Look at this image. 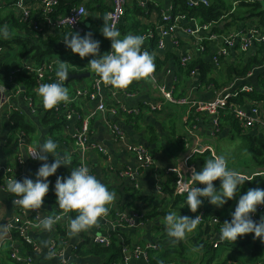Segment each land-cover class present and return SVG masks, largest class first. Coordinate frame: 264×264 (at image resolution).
Returning a JSON list of instances; mask_svg holds the SVG:
<instances>
[{
  "label": "crops",
  "instance_id": "0c3cea01",
  "mask_svg": "<svg viewBox=\"0 0 264 264\" xmlns=\"http://www.w3.org/2000/svg\"><path fill=\"white\" fill-rule=\"evenodd\" d=\"M14 1L15 0H0V24L6 25L9 28L11 34L10 38L15 35L25 36V31L16 30L13 26H11V23L8 20L10 16L17 20V14L13 6ZM63 1L65 3V11L62 14L67 13L72 6L74 7L80 2H84L85 5H87V3H91V8H87V14L83 19V26L85 30L84 34L91 32L93 39L100 42L101 55L108 52L109 45L107 39L101 34L100 29L103 25L102 17L105 14H108L111 10V0ZM140 2L146 3L147 5L156 4L158 7L154 6L155 8H160V10L164 11L169 10L171 6L173 7V0H140ZM31 3L33 4L35 14L38 13L39 0H32ZM135 4L141 7L136 0H128L125 11L128 10L129 14L133 13ZM141 8L144 12H146L143 7ZM153 11L158 10L154 9ZM135 21L140 24L139 26H145L149 29L152 28L150 17L148 18L144 15H134L131 23L128 24L126 22L125 24L130 27ZM246 23L245 27L240 25L239 28L237 26L225 28V25L222 24L221 30H223L226 34L232 31H237L241 28L244 30V28L251 25H257L258 28L261 25L259 19L255 17L247 20ZM126 34L136 35L133 30L128 31ZM217 34L220 35L221 32L217 31ZM180 35L181 49L186 53L189 52L193 54L196 60L199 59L201 63L209 65L212 69V74L217 79V82L220 83L219 87L214 84H209L207 86L203 85L201 80H199L200 73H198L195 78H190L184 73L181 65L179 64L178 51L176 50V47L172 45L170 37L165 40L166 47L163 50L156 49V43L154 44V42L150 40H144L142 50H146L150 54L159 58L158 66L160 69H158L159 72L157 77L166 88H171L174 81L178 82L177 91H175L177 97L178 95L187 96L192 101L211 100L216 96L215 92L217 90H220L224 86L230 84L229 82L223 83L221 80L220 72L223 71V67H221V65L216 67L212 61L213 53L217 51L220 46H222V43L219 41H205L203 43L205 50L201 52L199 50L198 43L194 38L185 34ZM26 49L28 48H24L23 53ZM54 49L65 50L68 48L57 44L54 46ZM10 50L11 49H3V55L0 57V84L3 83L2 77L4 76L6 68H8V64L13 61V55L9 53ZM241 52L242 51H240L239 48L237 49V47L232 48L229 50L228 56H225L224 59H227L226 61H230L232 63H237L236 57ZM17 57L19 60L22 59L23 61H35L32 54L18 55ZM85 58L90 60L93 57L89 55ZM67 68L68 70L75 72V74H89V77H86L88 79L83 78L86 80L81 79L83 81L79 80L81 82L76 85L74 84L71 86V81L64 84L68 89L69 99L72 100L74 90L88 85L95 77H97V75L90 71L87 64L81 66H67ZM259 72H261L260 69H255L253 76L244 79L240 84L253 85L257 92L264 94V91H262L263 88L258 82ZM124 90H126V94L121 92L118 97L121 102L129 108L141 106L145 101L152 103L162 101V96L160 95L157 84L152 79L134 80ZM72 102V105L85 115L94 111L97 106L96 101L91 102L84 98L75 99ZM35 103L40 106V98L37 96ZM12 105L15 107V112L20 115L23 114L27 124L33 127V132L25 137V147L28 144L35 147L45 138H50L57 143V152L61 154L67 152L71 156V164L69 167L62 165L57 169L55 174L48 177L49 191L43 198V203L39 211L43 215L53 216L58 212L63 211L58 208L56 203V195L54 192L56 177L69 176L71 168L76 167L77 164L75 162L78 163L79 161V145L74 138L76 121H65L62 117L57 116V118L64 122L60 125H46L44 122V115L38 111L32 113L25 101V98L21 95L13 96ZM3 111V132L0 134V164L2 166L11 164L14 167V159L17 156L22 155L24 158L22 153L23 146L18 145L14 139L10 137V114L12 113V110L5 107ZM226 114L227 112H222L220 125L224 122L222 117H226ZM113 123L117 124L124 134V140L119 143L117 142L119 140L115 138L109 127V125ZM90 127L91 133L89 135V140L93 143H99L101 146L107 148L111 155V160H107V158L97 150L89 152L86 155V159L90 166L91 173L94 174L98 180L104 183L106 187L115 194V196L113 201L107 206V214L98 218V222L95 225L90 226L75 236L70 237L67 234L68 240L62 247L66 264H105L108 259L106 256L80 257L74 252L76 245L83 241L84 238L91 239L95 235H109L116 243L119 245L125 244L128 248L142 245L145 246L146 244L151 243H157L159 246L173 244L172 239L165 235L166 231L163 224L164 214L159 213L157 215L147 217L144 225L134 230L125 227L114 228L111 225L114 211L134 210L147 216L146 213H150L156 205H161L160 201L162 199H169L167 194H165L164 198H159L156 194V175H159L162 183L166 182V180L170 178L171 174L174 173L173 171L180 164H183L188 156H190V158L192 157L190 163L195 166V170L199 171L204 166L203 161L205 159L201 153H193L194 150H196L199 146H205L207 144L214 148L213 144L217 143L220 138H222V140H226L225 138L236 130L235 128H231L226 123L224 124L223 129L219 127V130L216 131L210 116L204 113L196 112L189 104L179 105L170 102H165L163 109L159 112H144L139 119L113 116L109 113V111L98 113L91 120ZM231 137L233 138V136ZM128 145L144 146L155 160V164L148 168H144L141 175H139V177L135 180L127 178L121 174L122 170L127 167H133L135 163L134 153L128 150ZM214 153H216V151H214ZM53 160L54 157L49 154L48 162L51 163ZM41 163L43 162L39 160L32 161L28 159L21 168H14V176L19 181H22L25 177H29L35 181V172ZM241 173L246 174L243 172ZM251 181L248 180V182ZM2 186L3 183L0 179V224H7V222L18 212L19 209L20 211L24 210L27 212L32 210L23 209L18 205H14L13 201L15 197L13 194L7 192L6 188H3ZM200 199L202 200V204L198 207L196 212H192L189 209V217L196 216L199 210L205 207L207 203L206 198L201 197ZM233 201L234 199L231 204ZM230 206L217 207L214 205V209L231 216V213L235 208L231 211L228 209ZM261 215H264V213ZM68 220L65 222L67 233ZM200 231L201 230L196 228L193 232L188 233L186 235V240L190 242ZM219 232L215 234L213 242L217 238ZM55 233L56 225L54 224L50 230H43L40 227L29 230L30 236L39 245V251L33 254L34 264H61L60 259L53 257L48 251L49 245L55 237ZM7 237L8 234L4 237H0V240L3 242L0 247V264H13L12 261L9 260V248L11 243L8 241L4 242ZM126 241L129 243H126ZM237 242L238 240L236 239L234 244ZM230 243H232V241ZM12 244L23 252L28 251V248H26L20 241L15 240ZM217 248L218 249L216 251H209L206 254L198 253V256L197 253H195L196 257L194 262H196L194 264L221 263L233 252L232 247H226L221 250V245H219ZM119 264H122V261L119 262ZM130 264H149V262L147 263L144 259H138L131 260ZM226 264L237 263L230 260Z\"/></svg>",
  "mask_w": 264,
  "mask_h": 264
},
{
  "label": "built area",
  "instance_id": "2783aa9c",
  "mask_svg": "<svg viewBox=\"0 0 264 264\" xmlns=\"http://www.w3.org/2000/svg\"><path fill=\"white\" fill-rule=\"evenodd\" d=\"M85 1V0H81ZM186 5L190 9H195L201 6H209L210 0H185ZM251 2L255 0H249ZM32 0H15L13 3L14 10L16 11L17 18L19 22L27 24L31 30L45 34V36L52 35L55 32H60L62 30H70L75 33L84 35L83 19L87 14V8L84 2H80L76 6H72L65 14H56L57 9L60 4V0H39V12L35 14ZM136 2L143 7L146 12H148V6L146 3L136 0ZM127 0H111V10L108 14L111 15V23L118 29L121 25L123 18L125 16ZM237 3L235 2V5ZM155 7H158L156 4ZM83 8L84 12L82 14L78 13V10ZM152 28L149 29L142 36L144 40L153 41L156 43V49H165V40L170 37L172 40V45L176 47L179 55V64L181 67L185 68L193 61L196 60L193 54L184 52L180 47L181 35L185 34L195 39L198 43L199 50L202 52L205 50L204 42H221L222 46L219 47L212 55V61L216 67L220 66V60L222 57L228 56L229 50L238 47L240 51L248 53L254 48L255 44L264 45V26L251 25L244 28L241 31H232L226 34H217L212 32V24H203L197 18H188L184 14H173V7L171 6L169 10L164 11H152L148 13ZM107 39V38H106ZM109 50H111V41L107 39ZM62 45V44H61ZM65 46V44H63ZM3 49L0 48V57L3 55ZM13 61L8 64L9 77L8 81H2L0 84V134L3 132V117L4 108L8 107L15 112V107L12 105V98L14 95H21L25 98L28 107L32 113H35L39 109V105L35 103L32 97L25 96V89L21 87L19 81L16 80V75L20 72L26 71L27 73L34 76L35 86L33 89V94H36V89L42 83H50L55 81V70L58 63L57 60H46L42 63H37L35 61H23L20 59ZM264 67V66H263ZM158 69H154L151 74V79L157 84L160 95L162 96V101L157 103H152L145 101L141 106L128 107L119 99L118 95L121 92L126 94L124 89H115L109 84H105L100 81L99 77H95L88 85L84 87L77 88L73 92V98L68 99L66 102H61L54 106L53 110L60 112L62 119L65 121H76L75 126V141L79 145L80 155L78 156L79 161L77 166L81 164L87 166L90 169L86 155L92 151H99L104 155L107 160H111L110 152L107 148L101 146L99 143H93L89 140V135L91 133L90 122L98 113H103L109 111L113 116H122L124 118L136 119L140 117L144 112H159L163 109V105L166 102L173 104H189L196 112L204 113L211 117L214 128L216 131L219 130L222 112L232 113L233 118L238 124V128L243 134H250L252 136H259L264 139V101L249 97L256 92L253 85L240 84L244 79L253 76L254 70L250 71L246 77L235 78L230 84L224 86L222 89L215 92V97L211 100H190L187 96H176L175 91H177L178 82L174 81L171 88H166L157 77ZM197 77V72L192 71L190 78ZM66 80L64 81V83ZM217 93V94H216ZM36 96L40 98L37 94ZM84 98L88 101H96L97 106L94 111L89 114H83L77 108L72 105V101L75 99ZM40 106L42 102L40 99ZM39 112V111H38ZM60 117V116H59ZM11 124V122H10ZM112 134L119 141L124 140V134L117 124L113 123L109 125ZM26 134L22 130L16 131L12 135V139L25 148L29 154L31 149L34 148L31 145L25 147V137ZM22 148V149H23ZM129 151H132L135 156L134 166L127 167L121 171V174L130 179H137L141 175L144 168H148L155 164L154 158L151 156L149 151L142 145H128ZM209 151L212 156L215 155L214 149L210 145L199 146L194 150L193 153H204ZM28 159L32 161H37V159L31 158L27 153ZM192 158V157H191ZM190 156H188L183 164H180L173 172L176 176L174 193L180 196H186V192L182 190L181 185L184 182L189 184H194L190 181L192 175V170L195 166L190 163ZM25 163V159L22 155L17 156L14 159V167L10 164L7 166H2L0 164V179L3 183V188H6L8 179L15 178L14 168H21ZM76 166V167H77ZM91 172V169H90ZM245 178L249 181L253 180L255 177H260L264 179V170H256L251 172V174H244ZM56 181V180H55ZM196 187L203 188V184H196ZM156 194L159 198H164L165 193L163 192L162 180L159 175H156ZM205 198V197H204ZM205 212V207L201 208L197 215L200 216L199 223L203 221V216ZM264 213V205H258L257 211L252 214V219L258 221L260 215ZM196 215V216H197ZM47 215H43L39 209L31 210L30 212L20 209L12 218L7 222L10 225L8 237L6 241L10 242L9 257L16 264H34L33 254L39 251L38 243L30 236L29 230L38 227L39 220ZM53 216H59L54 225L61 223L65 225L68 220V213L58 212ZM146 222L145 215L138 211H120L115 210L111 225L114 228H130L138 229L144 225ZM219 219L214 217L211 219L210 224L217 225ZM17 232L19 237L28 245L29 249L26 252L21 251L19 248L15 247L12 242L15 241L14 233ZM214 238V237H213ZM93 244L110 246L111 237L109 235H95L91 238ZM224 241L219 239V234L213 242V247L217 248ZM3 242L0 240V247ZM157 243L146 244L145 246H134L133 248H128L125 244H122L123 259L122 264H130L131 260L144 259L148 263V250H154L158 248ZM49 253L55 257L59 258L61 264H66L64 253L62 248L57 244L54 238L48 248ZM258 264H264L260 262Z\"/></svg>",
  "mask_w": 264,
  "mask_h": 264
},
{
  "label": "clouds",
  "instance_id": "9594fccd",
  "mask_svg": "<svg viewBox=\"0 0 264 264\" xmlns=\"http://www.w3.org/2000/svg\"><path fill=\"white\" fill-rule=\"evenodd\" d=\"M84 12L83 8L78 10L79 14ZM101 34L111 41V50L100 54V42L93 39L92 33L87 32L83 36L78 33L65 34L63 42L66 48L80 58L91 55L88 66L92 73H95L100 81L113 86L115 89H125L134 80L151 79L155 69L152 55L142 50L144 38L141 35L126 34L121 36L120 31L111 23V15L105 14ZM10 30L6 25L0 24V40L10 38ZM71 37V38H69ZM55 81L42 83L36 89L42 106L51 109L61 102L69 99L68 89L64 81L69 78L68 68L65 63L60 62L56 66ZM57 143L50 138H45L41 143L29 151L28 155L39 161L41 165L35 172V181L29 177L19 181L10 178L6 184V191L15 197L13 203L23 209H40L43 198L49 191L48 177L57 172L60 166L71 164V156L56 151ZM54 157L49 163L48 155ZM204 166L199 170H192L190 181L194 184L184 182L181 185L186 192L185 205L192 212H196L202 204L201 197L208 199V202L217 207H222L229 199H232L238 192V186L248 181L240 171L228 166L225 155H214L205 160ZM220 180L217 189L213 181ZM203 184L205 187H196V184ZM56 203L64 213L76 212V215L68 220V235L75 236L81 231L98 222V218L108 212V205L113 201L115 194L110 191L104 183L90 172V169L81 164L72 167L67 177H56L54 184ZM258 205H264V189L249 188L237 201L234 211L231 213V220L221 224L219 239L221 241L234 242L238 236L253 233L254 239L259 238L264 242V215L259 221L252 219V214L257 211ZM60 219L59 216H45L39 220L38 227L43 230H50L53 224ZM200 216L195 217L177 215L175 211H169L163 217V224L167 236L173 243L183 240L188 233L193 232L199 223ZM9 224H0V237L9 232Z\"/></svg>",
  "mask_w": 264,
  "mask_h": 264
},
{
  "label": "trees",
  "instance_id": "16d2710c",
  "mask_svg": "<svg viewBox=\"0 0 264 264\" xmlns=\"http://www.w3.org/2000/svg\"><path fill=\"white\" fill-rule=\"evenodd\" d=\"M235 2L237 3L236 5ZM90 4L91 3H87L86 8L90 9ZM133 9V13L131 14H129L128 10L125 11L123 21L118 28L121 36L125 35L130 30H133L136 35L142 36L148 31L149 28L145 26H139L140 24H138L136 21L130 27L125 23L127 22L130 24L134 15H144L149 18V12H152L154 9L160 11V8H155L154 5H149L148 12H144L143 9L136 4ZM64 11L65 3L63 0H60L56 14H62ZM173 14H184L188 18H197L203 24H212V32L217 33L218 31L221 32V34H225L224 31L221 30L222 24L225 25V28L232 26H237L239 28L240 25L245 27L247 20L253 17L258 18L260 24L264 26V0H255L253 2L249 0H210L209 6H201L195 9L188 8L185 0H173ZM8 20L11 23V26H13L16 30L25 31V36L15 35L7 40H0V48L6 50L13 49L14 46L28 48L22 55L32 54L33 59L37 63H42L46 60L50 61L53 53L63 51L64 49H54V46L57 44H64L63 36L66 33L70 35L75 33L74 31L66 29L60 32H55L52 35L45 36V34H40L31 30L29 27H27V24L19 22L18 18L16 20L10 16ZM241 30L242 28L237 31ZM151 55L154 60L155 68L160 69L158 66L159 58L153 54ZM226 60L227 59H224V57H222L220 60V65L223 67V71L220 72L223 83H231L235 78L246 77L250 71L260 69L261 72L258 73V82L263 88L262 91H264L263 44H255L254 48L251 49L249 53L241 52L236 57L237 63H232ZM182 69L189 77L192 71H196L197 74L200 73L199 80H201L202 84L205 86L214 84L219 87L220 83L217 82V79L212 74L211 67L209 65H205V63H201L199 59L193 61L187 67H183ZM68 72L69 76L75 74V72L70 70H68ZM8 77L9 70L6 68L2 79L4 81H8ZM16 80L19 81L21 87L25 89V95L27 97H32L33 100H36V94L32 93L35 86L34 76L24 71L16 75ZM249 97L264 101V94L261 92L256 91L254 94L249 95ZM38 111L44 115V122L46 125H60L64 122L57 118V116L61 117L60 112L57 110L45 109L43 106H39ZM137 119H139V117ZM222 119H224V122L220 125L221 129H223L224 124L227 123L231 128H235L237 130L239 137H242L249 142L251 153L250 166L245 167L246 169L242 170L241 172L251 174L253 170H264V139L256 135L251 136L250 134H242L238 128L236 120L233 118V115L231 112H229V110H227L226 117H222ZM10 120L11 138L12 135L18 130H22L26 134H31L33 132V127L27 124L23 114L20 115L16 112H12L10 114ZM202 156L205 160L213 157L209 151L202 153ZM205 160L203 161L204 164L206 162ZM75 163L77 164V162ZM175 180L176 176L172 173L170 178H168L166 182L162 183L163 192L169 196V199H162L160 201L161 205H156L150 213H146L147 216H145V219H147L149 216L157 215L159 213L166 215L169 211H175L177 214L183 216L190 215L189 208L187 205H185L186 196H180L174 193ZM213 184L218 189L220 180L217 179L216 181H213ZM249 188L264 189V179L255 177L251 182L245 181L243 185L238 186V192L234 195V197H236L239 193L240 196L243 195ZM232 199H229L223 205V207L230 206ZM206 201L207 203L205 205L203 221L197 225V228L201 231L195 237H193V239L190 241L191 243L187 241L185 237L183 240L177 241L173 244L166 246L160 245L157 249L148 250L149 264H194L196 262H194L196 257L195 253H197L198 256V253L206 254L209 251H216L218 249L213 247V237L215 234H217V232H219L223 222L226 220H231V216L215 210L214 205L209 203L207 198ZM75 215L76 212H69L68 219ZM214 217L219 219V223L217 225L210 224L211 219ZM165 235L167 234L165 233ZM54 238L56 239L59 247L62 248L63 244L68 240L66 225L61 223L56 225V233ZM14 239L20 241L23 245H25L26 248L29 249L28 245L24 243L17 232L14 233ZM237 240L238 242L236 244H234V242L230 243L231 241L227 240L221 244V250L226 247H232L233 252L230 256L226 257L224 261L221 263L218 262L217 264H226L230 260L232 262H236L237 264H258L260 262H264V243L261 242L259 238L254 239L253 233L238 236ZM126 243L129 242L126 241ZM122 248V245L116 243L112 237L110 246L93 244L91 239L84 238L83 241L76 245L74 252L80 257L106 256L108 259L105 264H119V262H121L123 259ZM9 260L12 261L10 257ZM12 263L16 264L14 261H12Z\"/></svg>",
  "mask_w": 264,
  "mask_h": 264
},
{
  "label": "rangeland",
  "instance_id": "374dc122",
  "mask_svg": "<svg viewBox=\"0 0 264 264\" xmlns=\"http://www.w3.org/2000/svg\"><path fill=\"white\" fill-rule=\"evenodd\" d=\"M23 51H24V48L20 46H16L13 49H11L9 53L13 55L12 59L19 61L17 56L22 55L20 53H23ZM51 59L65 63L66 67L86 65L89 62V59L85 57L80 58L78 54H73L70 49H65L63 51L53 53ZM86 79H83V80H86ZM81 81L72 80L70 85L71 86H73L74 84L76 85L80 83ZM231 136H233V138ZM225 139L226 140H222V138H220L217 141V143L213 144L214 146L213 149L217 153V154L215 153V155H221V154L225 155L228 160V166L240 172L246 169L245 167L250 166L251 153H250V148H249V142L246 139L239 137L236 130H234L232 134L227 136ZM239 197H240V193L236 197L233 198L234 201L228 209L233 211V209L236 207Z\"/></svg>",
  "mask_w": 264,
  "mask_h": 264
},
{
  "label": "water",
  "instance_id": "95a60500",
  "mask_svg": "<svg viewBox=\"0 0 264 264\" xmlns=\"http://www.w3.org/2000/svg\"><path fill=\"white\" fill-rule=\"evenodd\" d=\"M86 77H89V74H74V75H70L69 78L66 80V82H69L72 80H81ZM22 153H23L25 161H27L28 156H27L25 148L22 149ZM263 247H264V244H263Z\"/></svg>",
  "mask_w": 264,
  "mask_h": 264
}]
</instances>
